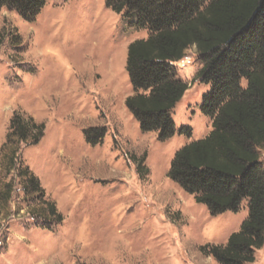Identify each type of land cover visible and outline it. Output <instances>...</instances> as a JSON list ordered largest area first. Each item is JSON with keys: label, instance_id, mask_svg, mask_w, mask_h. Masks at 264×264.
Wrapping results in <instances>:
<instances>
[{"label": "rangeland", "instance_id": "374dc122", "mask_svg": "<svg viewBox=\"0 0 264 264\" xmlns=\"http://www.w3.org/2000/svg\"><path fill=\"white\" fill-rule=\"evenodd\" d=\"M105 1L47 0L33 21L0 7V149L14 112L45 127L19 150L43 196L24 191L19 165L8 169L11 146L0 150V190L13 182L0 204V264H220L203 247L227 242L247 201L212 215L168 177L175 152L211 130L199 106L209 85L196 78V48L175 63L189 87L172 111L174 134L159 140L125 105L134 92L127 47L148 33ZM96 127L104 134L92 145L85 131ZM143 154L141 174L132 156ZM254 256L250 264H264V245Z\"/></svg>", "mask_w": 264, "mask_h": 264}, {"label": "trees", "instance_id": "16d2710c", "mask_svg": "<svg viewBox=\"0 0 264 264\" xmlns=\"http://www.w3.org/2000/svg\"><path fill=\"white\" fill-rule=\"evenodd\" d=\"M47 0H0V7L15 10L26 21L35 20ZM106 6L121 14L131 28L146 30V38L127 47L126 71L133 94L125 105L141 130L155 131L159 140L175 130L172 111L189 85L175 63L195 46L201 67L196 78L209 85L200 110L211 119V130L202 138L179 148L170 163L168 177L194 195L197 203L219 214L237 211L247 201V217L224 245L205 252L220 264H250L264 245V0H106ZM0 45L3 33H0ZM245 82V85L242 82ZM44 124L14 112L1 151L11 146L9 166L19 165L24 191L44 189L39 179L23 166L21 143L39 142ZM180 133L191 134L190 127ZM102 127L85 131L95 145ZM138 173L145 155L132 156ZM13 182L0 190V204L11 197ZM49 205L52 214L54 205ZM60 217V216H58Z\"/></svg>", "mask_w": 264, "mask_h": 264}]
</instances>
